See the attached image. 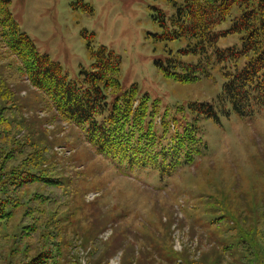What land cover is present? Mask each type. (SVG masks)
<instances>
[{
	"label": "trees",
	"instance_id": "16d2710c",
	"mask_svg": "<svg viewBox=\"0 0 264 264\" xmlns=\"http://www.w3.org/2000/svg\"><path fill=\"white\" fill-rule=\"evenodd\" d=\"M11 5V0H0V240L8 239L0 264H77L71 249L78 234L84 246H91L89 264H109L124 242L116 233L101 239L107 224L99 226L97 212L87 215L83 210V163L75 155L64 160L58 154L62 147L56 151L62 144L72 149L67 136H58L66 131L63 122L79 129L97 154L132 168L156 169L164 177L193 163L207 147L197 121L218 118L215 106L192 104L199 113L181 119L155 114L156 107L136 84L119 92L121 56L105 45L93 49L90 44L92 68L71 79L59 61L38 50ZM175 5L173 29L160 11V24L166 28L160 37H187L190 42L182 52L215 57L224 77L221 97L232 110L248 115L264 109V0H176ZM230 16L232 26L217 29ZM233 32L241 33V47L220 48L219 39ZM172 62L173 68L190 66V72L163 65L167 75L182 82L198 76L193 73L197 64ZM41 110H47L42 118L35 112ZM49 122L53 135L44 127ZM248 212L254 221L250 227L239 225V240L213 244L214 254L200 252L196 260L188 254L187 264H215L216 258L220 262L226 257H232L231 264H264V199ZM85 220L89 232L79 227ZM236 231L231 227L226 233ZM128 260L121 264H131Z\"/></svg>",
	"mask_w": 264,
	"mask_h": 264
},
{
	"label": "rangeland",
	"instance_id": "374dc122",
	"mask_svg": "<svg viewBox=\"0 0 264 264\" xmlns=\"http://www.w3.org/2000/svg\"><path fill=\"white\" fill-rule=\"evenodd\" d=\"M175 1L11 0L21 28L40 52L62 64L69 78H79L81 69L92 68L90 44L93 49L105 45L121 56L119 92L136 84L141 95H148L149 105L156 107L155 114L181 119L199 113L192 104L215 106L218 118L197 121L207 147L193 163L182 164L164 177L156 169L132 168L97 154L79 129L63 122L66 131L58 136H67L72 149L62 144L56 151L62 147L58 154L64 160L75 155L78 163H83L85 182L80 188L83 194L87 192L79 195V201L85 202L83 210L87 215L96 211L99 226L107 224L101 239L116 233L124 242L109 264H121L125 258L131 264H187L188 254L194 260L200 252L214 254L213 244L240 239L242 222L244 227L252 226L254 217L248 207L255 208L264 199V109L248 115L232 110L221 97L224 77L215 57L210 60L207 53L182 52L190 42L187 37H160L166 31L160 24V11L173 29ZM233 23L230 16L217 29H228ZM242 44L238 32L218 41L220 48ZM5 56L12 58L8 52ZM173 59L197 64L193 73L198 76L182 82L167 75L163 65L179 73L190 72V66L173 68ZM24 85L31 88L28 81ZM35 112L42 118L47 110ZM44 127L53 135V124ZM79 227L89 232L90 222L82 221ZM231 227L238 232L227 234ZM83 238L78 234L73 239L71 254L77 264H89L91 246H84ZM7 240H0V253L6 250ZM231 261L232 257L220 262L216 258L215 264Z\"/></svg>",
	"mask_w": 264,
	"mask_h": 264
}]
</instances>
